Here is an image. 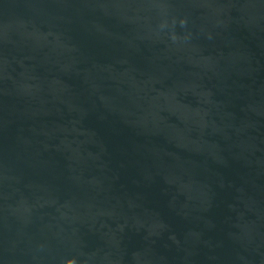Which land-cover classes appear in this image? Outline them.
Listing matches in <instances>:
<instances>
[{
	"label": "water",
	"instance_id": "water-1",
	"mask_svg": "<svg viewBox=\"0 0 264 264\" xmlns=\"http://www.w3.org/2000/svg\"><path fill=\"white\" fill-rule=\"evenodd\" d=\"M0 264H264V0H0Z\"/></svg>",
	"mask_w": 264,
	"mask_h": 264
}]
</instances>
